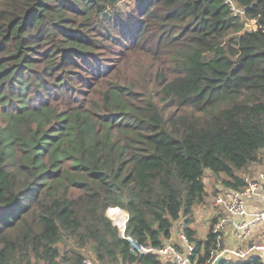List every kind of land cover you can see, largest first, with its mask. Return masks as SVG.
<instances>
[{
	"label": "trees",
	"instance_id": "trees-1",
	"mask_svg": "<svg viewBox=\"0 0 264 264\" xmlns=\"http://www.w3.org/2000/svg\"><path fill=\"white\" fill-rule=\"evenodd\" d=\"M0 0V264H175L210 172L264 160V0ZM254 21L256 29L245 23ZM264 264L261 253L246 261Z\"/></svg>",
	"mask_w": 264,
	"mask_h": 264
},
{
	"label": "built area",
	"instance_id": "built-area-1",
	"mask_svg": "<svg viewBox=\"0 0 264 264\" xmlns=\"http://www.w3.org/2000/svg\"><path fill=\"white\" fill-rule=\"evenodd\" d=\"M226 2L235 16H242L243 12L234 0H226ZM244 182L246 186L242 190L219 188L214 197L212 207L218 213L209 219L208 231L202 238L206 239L211 232L216 237L217 248L211 252V259L205 264H212L225 250L235 253L238 259L233 261H246L253 253H261L264 259V242L247 245L252 230H260V234H264V172H259L254 177H246ZM253 200L263 203V207L257 212L249 210V205ZM126 214L127 220L123 225L113 222L119 228L121 236L130 242L135 254L156 255L162 261H172L175 264H197L193 261L196 245L191 242L184 231L188 227L186 223H177L171 239L162 248H154L141 245L126 235V225L129 220V214L127 212ZM231 235H233V240ZM226 239L234 242L235 247H226ZM85 264L96 263L87 259Z\"/></svg>",
	"mask_w": 264,
	"mask_h": 264
},
{
	"label": "rangeland",
	"instance_id": "rangeland-1",
	"mask_svg": "<svg viewBox=\"0 0 264 264\" xmlns=\"http://www.w3.org/2000/svg\"><path fill=\"white\" fill-rule=\"evenodd\" d=\"M127 1H128V3L130 2V6L126 7V5L124 4L123 7L125 9H130V7L133 6L137 0H127ZM245 27L247 29H256L257 28L256 23L254 21H250V22L245 23ZM259 172H264V160L262 163L256 165L254 168H252L251 171L249 172L250 175H246L245 178L249 177V176L254 177ZM205 184H206V189H207V193H208V195L206 197V202L196 209L194 220L191 223L192 228H194L198 231L199 237H201V238L208 231V228H209L208 225H210L209 219L212 216H214V214L218 213L215 210V208L212 207V205H213L214 197L216 196V193L218 192V189L223 187L221 185V183L210 172H207V175L205 178ZM231 236H232V240H233V235H231ZM262 237H264V236H262ZM256 238H257V240H255L254 243L262 244L264 242L263 238H260L259 236H257ZM259 238H260V240H258ZM249 241L250 240H248L247 245L251 244V242H249ZM225 246L229 247V248L232 247V245H230L228 240L225 241ZM82 251L85 254H87V258L94 261L89 248L82 250Z\"/></svg>",
	"mask_w": 264,
	"mask_h": 264
},
{
	"label": "crops",
	"instance_id": "crops-1",
	"mask_svg": "<svg viewBox=\"0 0 264 264\" xmlns=\"http://www.w3.org/2000/svg\"><path fill=\"white\" fill-rule=\"evenodd\" d=\"M256 27H257V25H256ZM261 207H263V203L262 202H259L257 200H253L250 203V205H249V210L251 212H257V211H259L261 209ZM189 226L192 228L191 223L189 224ZM259 231L260 230H252L251 231L252 233H251L250 239H249L250 240L249 242H251V244H258V243H254V241L257 240V238H256L257 236H259L260 238H263V240H264V237H262V236H264V234H260ZM260 238L258 240H260ZM228 242L230 243V245H232L231 248H234L235 247V243L234 242H232L230 240Z\"/></svg>",
	"mask_w": 264,
	"mask_h": 264
},
{
	"label": "water",
	"instance_id": "water-1",
	"mask_svg": "<svg viewBox=\"0 0 264 264\" xmlns=\"http://www.w3.org/2000/svg\"><path fill=\"white\" fill-rule=\"evenodd\" d=\"M116 209H119V208H116ZM109 211H108V215H109ZM132 252L135 254L134 250H132ZM237 259L238 258L233 251L225 250L222 254L217 256V258L214 260V262L212 264H223L227 261H232V260H237Z\"/></svg>",
	"mask_w": 264,
	"mask_h": 264
},
{
	"label": "bare ground",
	"instance_id": "bare-ground-1",
	"mask_svg": "<svg viewBox=\"0 0 264 264\" xmlns=\"http://www.w3.org/2000/svg\"><path fill=\"white\" fill-rule=\"evenodd\" d=\"M109 216H111L112 220L118 225H123L127 220L126 212L121 209H111Z\"/></svg>",
	"mask_w": 264,
	"mask_h": 264
}]
</instances>
